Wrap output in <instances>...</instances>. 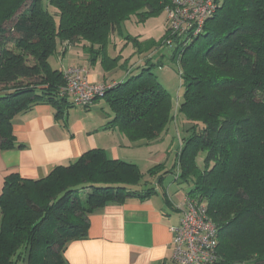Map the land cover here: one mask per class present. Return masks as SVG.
Listing matches in <instances>:
<instances>
[{"label": "trees", "instance_id": "trees-1", "mask_svg": "<svg viewBox=\"0 0 264 264\" xmlns=\"http://www.w3.org/2000/svg\"><path fill=\"white\" fill-rule=\"evenodd\" d=\"M217 1L198 35L167 36L185 88L178 111L190 123L177 179L190 185L188 195L207 203L217 225L213 264H264V0ZM170 2L0 0V149L23 147L13 132L18 114L49 103L59 117L68 106L60 95L63 70L49 61L58 42L84 43L92 62L102 55L106 64L109 37L124 19L143 9L146 17L159 13ZM104 98L113 114L110 127L130 141L154 143L174 119L172 96L149 65ZM162 168L143 173L136 163L94 148L39 179L9 174L0 193V264H69L65 249L88 236L89 215L155 193L153 186H136Z\"/></svg>", "mask_w": 264, "mask_h": 264}, {"label": "crops", "instance_id": "crops-1", "mask_svg": "<svg viewBox=\"0 0 264 264\" xmlns=\"http://www.w3.org/2000/svg\"><path fill=\"white\" fill-rule=\"evenodd\" d=\"M75 45L82 47V54L72 62L66 59L62 70L67 66L82 65L94 82L124 79L107 77L109 69L105 64L103 69L96 67L100 57L96 55L92 62L83 51L86 50L84 43L71 44L69 49ZM62 54L64 51L58 55L64 57ZM131 71L129 68L125 74ZM98 100L82 107L73 105L72 98L68 97V106L59 117L49 103H38L18 114L14 118L13 132L23 147L0 149V193L5 178L12 173L39 179L48 175L55 166L73 163L90 149L103 148L110 158L129 161L127 152L137 154L152 145L153 142L145 140L130 141L118 128L110 127L109 121L113 118L107 110L110 106L106 100V103ZM165 166L152 181L145 178L136 186L143 191L149 183L155 184V193L145 198L132 197L122 203L111 202L89 215L88 236L71 241L65 249L69 264H179L172 259L173 233L170 226L181 220L180 204L187 193L175 201L168 189L159 191L160 187L158 189L156 185H162L165 177L160 181L158 177L169 169L166 163Z\"/></svg>", "mask_w": 264, "mask_h": 264}, {"label": "rangeland", "instance_id": "rangeland-1", "mask_svg": "<svg viewBox=\"0 0 264 264\" xmlns=\"http://www.w3.org/2000/svg\"><path fill=\"white\" fill-rule=\"evenodd\" d=\"M49 7L51 10L55 9L52 6ZM143 12H145L144 9L131 14L130 17L124 19L120 27L110 35L106 45V52L110 56L105 64L106 69H109L106 75L113 79H127L129 76L139 73L146 65H149L157 79L171 94L174 107V119L168 124L160 140L155 141L150 147L142 149L137 154L127 152L128 156H126L127 153L124 152L126 154L122 155H125L129 161L135 162L143 173H147L150 167L161 161H165L162 163L163 168L160 170L162 171L165 169L166 163L167 168H169L168 170L172 171L165 175L163 184L160 186L156 185V187H158V189L160 187V192H166L168 189L173 200L178 201L190 189L189 184L177 179L180 172L178 153L181 148L182 138L187 134V128L190 127V123L178 111V107L184 99L185 91L183 80L180 75L181 63L178 62L179 55L176 58L172 57L175 45L173 41L169 42L170 37L167 38V36H169V31L165 10L156 14H149L147 17L141 15ZM164 38H166V44H160V41ZM153 43L158 44L149 50L145 49L148 44L151 46ZM64 47H67V49L65 50ZM69 48H71V46L69 47L67 43L58 42L57 52L49 58L50 64L54 69L62 70V65L66 59H70L71 62L76 58L79 59L78 55L82 54V47L75 45L72 49ZM63 51L64 54L62 55H64V57L59 56L58 54ZM83 51L91 57L89 52L86 50ZM98 57L100 58L96 66L97 69L100 67L102 68L104 65L102 61L103 56L100 55ZM129 68L132 69V71L125 74ZM106 69L104 67V70ZM93 70L96 69L93 68ZM115 81L117 82V80ZM96 100L106 103L104 96H98L94 101ZM107 110L109 113H112L110 107H107ZM203 161L204 153L201 152L198 157V164L202 166ZM160 170H157V172ZM174 177H176V180ZM145 178L148 181H152L155 176L146 175ZM152 185L155 187V184L149 183L146 188L152 187ZM83 196L85 197L84 194ZM241 264L254 263L244 262Z\"/></svg>", "mask_w": 264, "mask_h": 264}, {"label": "built area", "instance_id": "built-area-1", "mask_svg": "<svg viewBox=\"0 0 264 264\" xmlns=\"http://www.w3.org/2000/svg\"><path fill=\"white\" fill-rule=\"evenodd\" d=\"M217 0H171L165 7L170 35H198L208 17L218 8ZM172 38V37H171ZM169 42L173 41V38ZM168 42V43H169ZM65 84L60 95L71 97L74 105L88 107L96 97L118 83L94 82L85 66H67L63 69ZM181 220L172 226V259L179 264H213L218 259V229L209 217L207 203L186 195L182 204Z\"/></svg>", "mask_w": 264, "mask_h": 264}]
</instances>
